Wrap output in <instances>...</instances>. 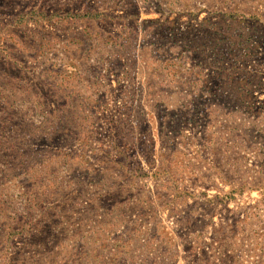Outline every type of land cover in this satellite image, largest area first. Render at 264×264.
<instances>
[{"label": "rangeland", "instance_id": "obj_1", "mask_svg": "<svg viewBox=\"0 0 264 264\" xmlns=\"http://www.w3.org/2000/svg\"><path fill=\"white\" fill-rule=\"evenodd\" d=\"M0 264H264V0H0Z\"/></svg>", "mask_w": 264, "mask_h": 264}]
</instances>
